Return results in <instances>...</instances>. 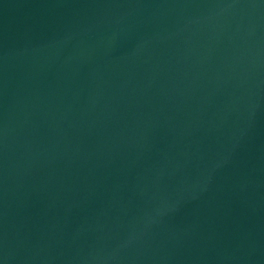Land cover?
<instances>
[{
	"label": "water",
	"instance_id": "obj_1",
	"mask_svg": "<svg viewBox=\"0 0 264 264\" xmlns=\"http://www.w3.org/2000/svg\"><path fill=\"white\" fill-rule=\"evenodd\" d=\"M0 264H264V0H0Z\"/></svg>",
	"mask_w": 264,
	"mask_h": 264
}]
</instances>
